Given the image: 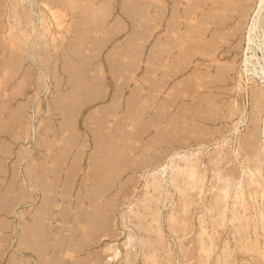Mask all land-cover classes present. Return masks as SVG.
<instances>
[{"label": "rangeland", "instance_id": "rangeland-1", "mask_svg": "<svg viewBox=\"0 0 264 264\" xmlns=\"http://www.w3.org/2000/svg\"><path fill=\"white\" fill-rule=\"evenodd\" d=\"M220 1L0 0V264H42L37 216L73 233L50 264H264V0Z\"/></svg>", "mask_w": 264, "mask_h": 264}, {"label": "bare ground", "instance_id": "bare-ground-1", "mask_svg": "<svg viewBox=\"0 0 264 264\" xmlns=\"http://www.w3.org/2000/svg\"><path fill=\"white\" fill-rule=\"evenodd\" d=\"M220 1V0H219ZM241 1V0H240ZM218 2V1H217ZM221 2V1H220ZM219 2V3H220ZM262 2V1H261ZM30 3V2H29ZM32 3V2H31ZM219 3H215V5H216V8L217 7H219L220 5H219ZM260 3V2H259ZM221 5H222V3H220ZM245 4L247 5V3H246V0H245ZM214 5V4H213ZM215 7V6H214ZM212 8V7H211ZM247 8H250V7H247ZM247 8H246V6L244 7L243 6V9L246 11V12H244V13H246L247 14V11L249 10H247ZM226 18V17H225ZM234 19V18H233ZM219 20V19H218ZM228 20V19H227ZM221 21V20H220ZM223 22V21H222ZM227 24V23H226ZM242 26V25H241ZM239 29V28H238ZM240 31V30H239ZM251 31V30H250ZM220 33V32H219ZM84 34V33H83ZM16 40V39H15ZM217 40V39H216ZM14 41V40H13ZM252 41V40H251ZM17 43V42H16ZM15 43V44H16ZM216 43V42H215ZM203 45V44H202ZM7 46V45H6ZM14 46V45H13ZM47 48V47H46ZM201 50V49H200ZM58 52V51H57ZM6 53V52H5ZM55 54V53H54ZM59 57V56H58ZM52 59V58H51ZM54 61V60H53ZM72 61V60H71ZM56 63H57V61H55ZM54 62V63H55ZM50 63H51V60H50ZM75 65V64H74ZM219 67V66H218ZM71 72V71H70ZM79 76V75H78ZM75 78V77H74ZM10 79V78H9ZM82 79V78H81ZM71 80V79H70ZM77 84V83H76ZM202 86V85H201ZM194 88V87H193ZM218 88V87H217ZM259 89H260V87H258ZM81 91V90H80ZM261 91H263V90H261ZM264 92V91H263ZM75 93V92H74ZM139 93V92H138ZM174 93V92H173ZM176 93V92H175ZM257 93H258V90L256 89V88H254L253 89V92H252V101L255 103L256 102V99H258V96H257ZM15 94V93H14ZM151 94V93H150ZM54 95V94H53ZM59 95H60V93H59ZM264 95V94H263ZM16 96V95H15ZM135 96V95H134ZM138 96H139V94H138ZM137 96V98H139ZM120 97V96H119ZM136 98V97H135ZM209 97H207V99H208ZM67 99V98H66ZM85 100V99H84ZM202 100V99H201ZM54 101H56V100H54ZM173 102V101H172ZM200 102V101H199ZM202 102V101H201ZM74 103V102H73ZM72 103V104H73ZM195 103H197V102H195ZM259 103H260V101H259ZM69 104V103H68ZM139 104V103H138ZM231 104V103H230ZM260 104H262V103H260ZM64 105V104H63ZM144 105V104H143ZM173 106V105H172ZM201 106V105H200ZM256 106V105H255ZM82 107V106H81ZM159 107V106H158ZM258 107V106H257ZM161 108V107H160ZM168 109V108H167ZM166 110V109H165ZM74 112H76V111H74ZM162 112H163V110H162ZM53 113V112H52ZM158 114V113H157ZM163 114H166V113H163ZM159 115V114H158ZM157 115V116H158ZM147 116V115H146ZM153 116V115H152ZM151 116V118H153ZM162 116V115H161ZM10 117V116H9ZM94 117V116H93ZM108 117V116H107ZM155 117V116H154ZM257 117V116H256ZM154 119H158V118H154ZM151 120H153V119H151ZM148 121V120H147ZM90 122V121H89ZM157 122V121H156ZM160 122V121H159ZM174 122V121H173ZM194 122V121H193ZM53 123V122H52ZM88 123V122H87ZM61 124V123H60ZM146 124V126H147V123H145ZM64 125V124H63ZM97 125V124H96ZM142 125V124H141ZM71 126V125H70ZM140 126V125H139ZM117 127V126H116ZM145 128V127H144ZM75 129V128H74ZM116 129V128H115ZM139 129H143V128H139ZM149 129V128H148ZM147 129V130H148ZM6 131V130H5ZM117 131V130H116ZM171 131H173V130H171ZM54 132V131H53ZM137 132V131H136ZM138 132H140V130L138 131ZM137 132V133H138ZM254 132V131H253ZM92 133V132H91ZM98 133V132H97ZM97 133L96 134H94V135H97ZM116 133V132H115ZM135 133V132H134ZM157 133V132H156ZM168 133V132H167ZM180 133V132H179ZM47 134H48V132H47ZM79 134V133H78ZM83 134V133H82ZM112 134V133H111ZM117 134V133H116ZM132 134V133H131ZM136 134V133H135ZM88 135V134H87ZM113 135H115L114 133H113ZM137 135V134H136ZM157 135V134H156ZM162 135V134H161ZM200 135V134H199ZM255 135H257V133L255 132ZM107 136V135H106ZM79 137V136H78ZM110 137V136H109ZM112 137V136H111ZM177 137V136H176ZM112 138H115V137H112ZM110 139V141H111V138H109ZM197 139V138H196ZM44 140H45V138H44ZM63 140V139H62ZM148 140V139H147ZM177 140H178V138H177ZM194 140V139H193ZM256 140V139H255ZM157 141V140H156ZM186 141V140H185ZM199 141V140H198ZM204 141V140H203ZM149 142V141H148ZM166 142V141H165ZM180 142V141H179ZM196 142H197V140H196ZM204 142H206V141H204ZM147 143V142H146ZM163 143V142H162ZM249 143V142H248ZM173 144V143H172ZM195 144V143H194ZM112 145V144H111ZM145 145V144H144ZM156 145V144H155ZM169 145V144H168ZM181 145V144H180ZM204 145V144H203ZM246 145H248V144H246ZM2 146V145H1ZM170 146V148H173L171 145H169ZM253 146V145H252ZM181 147V146H180ZM101 148V147H100ZM64 150V149H63ZM130 150V149H129ZM106 151V150H105ZM118 151V150H117ZM120 151V150H119ZM160 151V150H159ZM171 151V150H170ZM166 152V151H165ZM182 152V151H181ZM240 152V151H239ZM238 152V153H239ZM64 153H66V152H64ZM71 153V152H70ZM93 153V152H92ZM177 153V152H176ZM237 153V154H238ZM159 154H161V156H162V153H159ZM159 154H156L154 157L155 158H157L156 156L157 155H159ZM171 154V153H170ZM56 156H58L59 154L57 153V154H55ZM78 155V154H77ZM113 155V154H112ZM115 155V154H114ZM165 155V154H164ZM163 155V156H164ZM185 155V154H184ZM186 155H187V153H186ZM195 155H197V154H195ZM263 155V154H262ZM54 156V155H53ZM80 156V155H79ZM99 156V155H98ZM116 156H118V155H116ZM147 156V155H146ZM160 156V155H159ZM158 156V157H159ZM160 156V157H161ZM166 156V155H165ZM194 156V155H193ZM258 156V155H257ZM264 156V155H263ZM60 157H63L64 158V156L63 155H61L60 154ZM120 157H122V156H120ZM124 157V156H123ZM151 157H153V156H151ZM150 157V158H151ZM194 157H196V156H194ZM193 157V158H194ZM45 158H49V157H45ZM56 157H54V159H55ZM110 158H111V156H110ZM144 158H145V156H144ZM149 158V159H150ZM165 158V157H164ZM163 158V159H164ZM167 158V157H166ZM171 158V157H170ZM192 158V159H193ZM65 159V158H64ZM109 159V158H108ZM107 159V161H109ZM113 159V158H112ZM115 159H117V158H115ZM120 158H118V160H119ZM129 159V158H128ZM149 159H147V157H146V160H148V162H150L151 160V162H153V163H155L154 161L155 160H153V159H150V161H149ZM172 159V158H171ZM187 159H188V157H187ZM33 160V159H32ZM56 160V159H55ZM66 160V159H65ZM76 160H78V159H76ZM75 160V161H76ZM120 160H123V159H120ZM125 160V159H124ZM141 160H143V158H141ZM145 159L143 160L144 162H145V164H148V162L146 161ZM258 160V159H257ZM45 161H46V159H45ZM57 161H59L60 162V160H57ZM116 161V160H115ZM131 161V160H130ZM134 161V160H133ZM157 161V160H156ZM162 161V160H161ZM261 161H263V160H261ZM43 162V161H42ZM78 162H80L79 160H78ZM101 162V161H100ZM112 162H114V161H112ZM117 162V161H116ZM144 162H143V164H140L138 161H137V163H139V165H141V167H142V165H144V166H146L145 164H144ZM150 162V163H151ZM264 162V161H263ZM47 163V162H46ZM53 163V162H52ZM95 163V162H94ZM104 163H106V161H104ZM102 164V165H99V163H98V165L99 166H102L103 167V165L105 166V164ZM108 163V162H107ZM119 163H120V161H119ZM158 163V162H157ZM163 163V162H162ZM57 164V163H56ZM54 165V166H59L60 164H57V165ZM64 164V163H63ZM115 164V163H114ZM183 164V163H182ZM77 165V164H76ZM108 165V164H107ZM112 165V164H111ZM137 165V164H136ZM149 166H150V164H148ZM155 165V164H154ZM201 165V164H200ZM44 166H46V165H44ZM109 166V165H108ZM116 166L117 165H115V168H114V170L116 169ZM47 167V166H46ZM45 167V168H46ZM72 167H74L73 165H72ZM72 167H71V169H72ZM76 167V166H75ZM74 167V168H75ZM101 167V168H102ZM112 167V166H111ZM135 167H137V166H134V168ZM151 167V166H150ZM183 167V166H182ZM48 168V167H47ZM46 168V169H47ZM73 168V169H74ZM76 168H78V167H76ZM139 168V167H138ZM144 168V167H143ZM149 168V167H148ZM104 169H105V167H104ZM109 172H110V168L108 169V168H106ZM137 169V168H136ZM141 169V168H140ZM139 169V170H140ZM166 169V168H165ZM244 169V168H243ZM257 169H259V168H257ZM49 170V169H48ZM53 170V169H52ZM54 170H55V168H54ZM80 170V169H79ZM79 170H77L76 169V171H78L79 172ZM85 170V169H84ZM97 170V169H96ZM113 170V169H112ZM139 170H138V172H139ZM149 170V169H148ZM151 170H152V168H151ZM245 170V169H244ZM41 171V170H40ZM39 171V172H40ZM44 171V170H43ZM60 171H61V169H60ZM73 171V170H72ZM102 171H103V169H102ZM137 171V170H136ZM243 171V170H242ZM42 172V171H41ZM51 172V171H50ZM68 172V171H67ZM74 172V171H73ZM73 172H71L72 174H73ZM100 172V171H99ZM105 172H107V171H105ZM135 172V171H134ZM148 172V171H147ZM21 173H23V172H21ZM43 173L44 172H42L41 174H40V176H35L34 177V173L32 174V181L31 182H34L33 184H36V183H40L43 179H42V177H44V175H43ZM45 173H47V172H45ZM54 173H56V175L55 174H53V176H54V179L56 178L55 176H57V172H54ZM69 173V172H68ZM98 173V172H97ZM102 173V174H101ZM100 174L103 176V172H101ZM205 173V172H204ZM50 174V173H49ZM76 174V173H75ZM88 174V173H87ZM94 174V173H93ZM96 174V173H95ZM114 174V173H113ZM117 174H118V172H117ZM201 174V173H200ZM199 174V175H200ZM36 175V174H35ZM111 175V174H110ZM144 175V174H143ZM159 175V174H158ZM171 175V174H170ZM206 175V174H205ZM47 176V175H46ZM61 176V175H60ZM66 176V175H65ZM68 176V175H67ZM102 176H100V175H98V177H102ZM109 176V175H108ZM224 176V175H223ZM240 176V175H239ZM242 176V175H241ZM21 177V176H20ZM24 177V176H23ZM26 177H27V179L29 180H31V173L30 172H27V174H26ZM49 177V176H48ZM58 177V176H57ZM97 177V176H96ZM113 177H115V176H113ZM116 177H118V176H116ZM141 177V176H140ZM182 177V176H181ZM200 177V176H199ZM259 177V176H258ZM60 178V177H59ZM93 178H95V176H93ZM106 177H103V179H105ZM110 178V177H109ZM227 178V177H226ZM16 179V178H15ZM21 179V178H20ZM46 179V178H45ZM49 179V178H48ZM56 179H58V178H56ZM67 179V178H66ZM65 177H64V183H65ZM71 179V178H70ZM96 179V178H95ZM94 179V180H95ZM102 179V180H103ZM116 179H120V178H116ZM131 179H133V178H131ZM151 179V178H150ZM198 179V178H197ZM240 179V178H239ZM255 179V178H254ZM47 180V179H46ZM51 180V179H50ZM76 180V179H75ZM97 180V179H96ZM98 180H99V178H98ZM97 180V181H98ZM101 180V181H102ZM105 180H108V179H105ZM114 180H115V178H114ZM113 180V181H114ZM222 180H224V179H222ZM17 181V180H16ZM16 181H15V183H16ZM21 181V180H20ZM23 181H25V179L23 180ZM44 181V180H43ZM42 181V182H43ZM59 181V180H58ZM58 181H56V182H58ZM72 181V180H71ZM71 181H70V183H71ZM97 181H93V182H91V183H96ZM104 181V180H103ZM103 181L102 182H100V180H99V182L100 183H103ZM127 181H129L128 179H127ZM133 181V180H132ZM227 181H228V179H227ZM241 181V180H240ZM239 181V182H240ZM46 181H44V183H45ZM52 182V181H51ZM68 183H69V181H67ZM74 182V181H73ZM98 182V183H99ZM109 182H110V184L112 185V183H111V180H109ZM123 182H125V181H123ZM223 182V181H222ZM25 183V182H24ZM70 183H69V185H70ZM126 183V182H125ZM131 183V182H130ZM227 183V182H226ZM229 183V182H228ZM260 183V182H259ZM263 183V182H262ZM23 184V183H22ZM32 184V185H33ZM51 184V183H50ZM52 184H54V185H56L57 183H55V180L53 181V183ZM73 184V183H72ZM85 184V183H84ZM127 184H129V182L127 183ZM126 184V185H127ZM139 184V183H138ZM243 184V183H242ZM264 184V183H263ZM19 185V184H18ZM30 185V184H29ZM40 185V184H39ZM59 185V184H58ZM68 185V186H69ZM82 185V184H81ZM99 185V184H98ZM105 184L103 183V188L106 186H104ZM109 185V184H108ZM114 185H116V183L114 184ZM228 185V184H227ZM262 185V184H261ZM46 186H47V184H46ZM52 186V185H51ZM57 186V185H56ZM62 186H64L65 187V185H62ZM67 186V187H68ZM85 186V185H84ZM92 186H96L97 187V185L95 184H92ZM100 186H101V184H100ZM122 186V185H121ZM120 186V187H121ZM123 186H125V185H123ZM132 186V185H131ZM225 186V185H224ZM26 187V186H25ZM42 187V186H41ZM71 187H72V185H71ZM86 187H87V184H86ZM95 187V188H96ZM98 188L97 187V189L99 190V189H101V190H99V191H101L102 192V190H103V188ZM107 187V186H106ZM105 187V188H106ZM116 187V186H115ZM128 187V186H127ZM163 187V186H162ZM227 187V186H226ZM231 187V186H230ZM18 188H19V186H18ZM38 188V187H37ZM51 188H53L54 189V187H51ZM50 188V191L51 190H53V189H51ZM89 188H91V187H89ZM95 188H93V189H95ZM108 188V187H107ZM113 188V187H112ZM229 188V187H228ZM29 189V188H28ZM38 189H40V188H38ZM56 189H57V187H56ZM67 189H69V188H67ZM71 189V188H70ZM87 189V188H86ZM92 189V190H93ZM109 189H111V188H109ZM237 189H238V187H237ZM24 190V189H23ZM33 190V189H32ZM40 190H42V188L40 189ZM91 190V191H92ZM123 190V189H122ZM138 190V189H137ZM143 190V189H142ZM152 190V189H151ZM228 190V189H227ZM19 191H20V189H19ZM30 191V190H29ZM28 191V192H29ZM43 191V190H42ZM46 191V190H45ZM49 191V192H50ZM78 191H79V189H78ZM103 191H107V190H103ZM124 191V190H123ZM126 191V190H125ZM224 191V190H223ZM226 191V190H225ZM34 192V191H33ZM39 192V191H38ZM48 192V193H49ZM53 192H55V194L53 193V195L55 196L56 195V191L55 190H53ZM67 192V191H66ZM65 192V193H66ZM71 192V191H70ZM73 192V191H72ZM87 192V191H86ZM88 192H90V191H88ZM87 192V193H88ZM93 192V191H92ZM100 192V193H101ZM122 192V191H121ZM162 192V191H161ZM227 192V191H226ZM31 193V192H30ZM47 193V192H46ZM99 193V192H98ZM126 193H127V191H126ZM128 193H129V191H128ZM135 193V192H134ZM133 193V194H134ZM158 193V192H157ZM240 193V192H239ZM20 194V193H19ZM18 193H17V200H21V197H20V195H19ZM39 194V193H38ZM41 194V193H40ZM52 194V193H51ZM51 194H49L48 196H50ZM70 194V193H69ZM93 194V193H92ZM118 193H116V195H117ZM163 194V193H162ZM79 195V194H78ZM77 195V196H78ZM91 195V194H90ZM94 195V194H93ZM188 195V194H187ZM241 195V194H240ZM71 196V195H70ZM87 196H88V194H87ZM92 196V195H91ZM100 196H102V195H100ZM114 196H115V194H114ZM113 196V197H114ZM119 196V195H118ZM189 196V195H188ZM64 198H65V196H63ZM81 197V196H80ZM79 197V198H80ZM84 197H85V195H84ZM93 197V196H92ZM95 197H97V196H95ZM113 197H111L112 199H115V198H113ZM55 198V197H54ZM79 198H78V200H79ZM87 197H85V199H86ZM90 199H91V197H89ZM94 198V197H93ZM99 198V197H98ZM101 198H103V197H101ZM118 197H116V199H117ZM129 198H131V197H129ZM245 198V197H244ZM29 199V198H28ZM43 199V198H42ZM49 199H52V198H48V200ZM66 199V198H65ZM89 199V200H90ZM104 199V198H103ZM105 199H106V197H105ZM188 199V198H187ZM118 200V199H117ZM24 201V200H23ZM47 201V200H46ZM51 201H53V199L51 200ZM55 201V200H54ZM99 201V200H98ZM98 201H96V202H98ZM103 201V200H102ZM116 201V200H115ZM187 201V200H186ZM246 201V200H245ZM17 202V201H16ZM27 202V201H26ZM43 202V201H42ZM72 202V201H71ZM80 202V201H79ZM87 202V201H86ZM94 202V201H93ZM95 202V203H96ZM100 202V201H99ZM98 202V203H99ZM111 201L109 200V201H107V203H110ZM130 202V201H129ZM240 202V201H239ZM20 203H22V202H20ZM19 203V204H20ZM58 203V202H57ZM100 203H102V202H100ZM111 203H113V202H111ZM126 203V202H125ZM244 203V202H243ZM246 203V202H245ZM42 204V203H41ZM52 204L54 205V202H52ZM56 204V203H55ZM72 204V203H71ZM93 204V203H92ZM91 203H90V205H92ZM103 204H104V202H103ZM118 204V203H117ZM190 204V203H189ZM43 206H44V204H42ZM78 205V204H77ZM98 205L99 204H97V207H96V204L94 205L95 207V209L93 210V212H91L90 213V218H88V223L89 224H91V226L90 227H93V229H94V231H99V230H101V232H102V230H103V228L105 227V225H106V223L108 222V221H110L111 220V213H110V211L109 210H111V209H109V208H106V205L105 206H102L103 208H101V207H98ZM111 205V207H112V204H110ZM129 205V204H128ZM133 205V204H132ZM35 206V205H34ZM118 206V205H117ZM221 206V205H220ZM42 207V206H41ZM45 207V206H44ZM64 207V206H63ZM76 207V206H75ZM78 207V206H77ZM185 207V206H184ZM48 208H50V207H48ZM53 208V207H52ZM115 208V207H114ZM221 208V207H220ZM90 209V208H89ZM89 209H88V212H89ZM41 210V209H40ZM53 210V209H52ZM63 210V209H62ZM69 210V209H68ZM73 210V209H72ZM31 211V210H30ZM47 211V210H46ZM49 211V210H48ZM53 211H55V210H53ZM79 211H80V209H79ZM78 212V211H77ZM81 212H82V210H81ZM80 212V213H81ZM85 212V211H84ZM84 212H82V213H84ZM116 211L114 210V212L113 213H115ZM28 213L30 214V212L28 211ZM39 213V212H38ZM59 213V212H58ZM62 214H63V212H61ZM72 213V212H71ZM79 213V212H78ZM86 213V212H85ZM110 213V214H109ZM112 213V214H113ZM189 213V212H188ZM22 214V213H21ZM41 214V213H40ZM55 214H56V212H55ZM61 214V215H62ZM67 214H69V213H67ZM28 215V214H27ZM60 215V214H59ZM70 215V214H69ZM83 215V214H82ZM111 215V216H110ZM129 215V214H128ZM179 215H181V214H179ZM245 215V214H244ZM19 216V215H18ZM45 216V215H44ZM76 216V215H75ZM74 216V217H75ZM80 216V215H79ZM89 216V215H88ZM190 216V215H189ZM28 217H29V215H28ZM56 217H58V216H56ZM112 217H114V216H112ZM186 217V216H185ZM33 218V217H32ZM45 218H49V216H45ZM62 218V217H61ZM82 218V217H81ZM115 218V217H114ZM189 218V217H188ZM68 219H71V218H67V220ZM83 219V218H82ZM113 219V218H112ZM29 220V219H28ZM44 219H43V216H37L36 217V219H34L33 220V222H35V223H32V222H27L26 224H24V226L22 227V230H20V250L22 251V252H25V249L26 248H30L31 250L30 251H32L33 253L35 252V253H37V254H39V255H41V263L42 264H50V263H52L51 261H58V260H60V258H59V256H58V253H60V249H63V247L62 248H58V246H57V244H59V243H62V242H64L65 240H68L70 237H72V239L71 240H73V233H72V235L70 234V236H67V237H64V235H63V233L62 234H59V235H55V237H52V239H53V241L51 242L50 240H49V233L48 232H50V234H51V231H50V229H49V227H48V225L43 221ZM48 220V219H47ZM65 221H66V223H67V220H66V218L64 219ZM64 221V222H65ZM79 221H80V219H79ZM116 221V220H115ZM122 221V220H121ZM174 221V220H173ZM111 222V221H110ZM109 222V223H110ZM113 222V221H112ZM111 222V223H112ZM125 222V221H124ZM175 222V221H174ZM57 223V222H56ZM63 223V222H62ZM82 223H83V221H82ZM86 223V222H85ZM88 223H86L87 225H89ZM127 223V222H126ZM51 224H52V222H51ZM59 224V223H58ZM75 224H77L76 222H75ZM119 224V223H118ZM158 224V223H157ZM176 224V223H175ZM179 224V223H178ZM183 224V223H182ZM22 225V224H21ZM60 225V224H59ZM114 225H117V224H114ZM113 225V226H114ZM174 225V224H173ZM52 226V225H51ZM54 226V225H53ZM73 226H75V225H73ZM120 226V225H119ZM122 226V225H121ZM163 226V225H162ZM176 226V225H175ZM180 226V225H179ZM190 226V225H189ZM29 227V228H28ZM66 228V227H65ZM80 228V227H79ZM86 228V227H85ZM122 228V227H121ZM127 228H129L128 226H127ZM105 229V228H104ZM192 229V228H191ZM205 229V228H204ZM18 230V229H17ZM79 230V229H78ZM77 230V231H78ZM108 230H109V228H108ZM216 230V229H215ZM56 231H58L57 229H56ZM55 231V232H56ZM61 231V230H60ZM69 231H71L70 229H69ZM75 231V230H74ZM107 231V230H106ZM110 231V230H109ZM191 231V230H190ZM217 231V230H216ZM104 232V231H103ZM102 232V233H103ZM46 233H48V235H46ZM57 233V232H56ZM76 233V232H75ZM97 233V232H96ZM95 233V235H97ZM101 233V234H102ZM106 233V232H105ZM116 233V232H115ZM122 233V232H121ZM55 234V233H54ZM89 234H91V233H88L87 235H89ZM94 234V233H93ZM92 234V235H93ZM100 234V233H99ZM100 234V235H101ZM122 234H124V233H122ZM157 234V233H156ZM159 234V233H158ZM207 234V233H206ZM111 235V234H110ZM116 235V234H115ZM202 235V234H201ZM203 235H204V233H203ZM91 236V235H90ZM103 236V235H102ZM114 236V235H113ZM7 237V236H6ZM93 237V236H92ZM115 237V236H114ZM89 238V237H88ZM99 237H97L96 239H98ZM112 238V237H111ZM155 238V237H154ZM158 238V237H157ZM86 239V238H85ZM92 238L90 237V240H91ZM119 239V238H118ZM80 240H84V239H80ZM87 240V239H86ZM102 240V239H101ZM108 240V239H107ZM110 240V239H109ZM112 240V239H111ZM151 240H153V239H151ZM156 240V239H155ZM201 241H202V238H201ZM66 242V241H65ZM68 242V241H67ZM87 242V241H86ZM96 242V241H95ZM100 242V241H99ZM156 242V241H155ZM203 242V241H202ZM206 242H207V240H206ZM78 243V242H77ZM76 243V244H77ZM83 242H81V244H82ZM91 242H89V244H90ZM106 243V242H105ZM164 243V242H163ZM162 243V244H163ZM63 244V243H62ZM69 244V243H68ZM84 244V243H83ZM89 244H88V246H89ZM204 244V243H203ZM61 245V244H60ZM85 245V244H84ZM87 245V244H86ZM85 245V246H86ZM107 245V244H106ZM156 245V244H155ZM205 246L207 245V243L206 244H204ZM64 246V245H63ZM68 246V245H67ZM76 246V245H75ZM90 246H94V245H91L90 244ZM119 246V245H118ZM64 247H66V244H65V246ZM77 247V246H76ZM121 247V246H120ZM202 247V246H201ZM74 248V247H73ZM80 248V247H79ZM81 248H82V246H81ZM86 248V247H85ZM204 248V247H203ZM213 248V247H212ZM77 249V248H76ZM84 249V248H83ZM201 249V248H200ZM91 250V249H90ZM93 250V249H92ZM115 250V249H114ZM160 250H162V249H160ZM209 250V249H208ZM206 251V250H205ZM29 252V251H28ZM66 252H67V250H66ZM74 252V251H73ZM84 252H85V249H84ZM203 252V251H202ZM17 253V252H16ZM32 253V254H33ZM94 253V252H93ZM171 253H173V252H171ZM66 255H68L67 253H65ZM64 254V255H65ZM90 254V253H89ZM205 254V253H204ZM34 255V254H33ZM42 255L44 256V257H42ZM81 255V254H80ZM79 255V256H80ZM84 255V254H83ZM87 255H88V253H87ZM168 255V254H167ZM186 255V254H185ZM213 255V254H212ZM35 256V255H34ZM45 256H47V258H45ZM89 256V255H88ZM91 256H93L92 254L90 255V257ZM130 256V255H129ZM18 257V256H17ZM37 257V256H36ZM121 257V256H120ZM171 257V256H170ZM208 257V256H207ZM211 257V256H210ZM72 258V257H71ZM83 258H84V256H83ZM172 258V257H171ZM170 258V259H171ZM66 259H68V258H66ZM70 259V258H69ZM116 259H117V257H116ZM147 259V258H146ZM166 259H168V258H166ZM24 260V259H23ZM28 260V259H27ZM64 260V259H63ZM87 260V259H86ZM155 261H156V259H154ZM172 260V259H171ZM78 261H83V260H79L78 259ZM85 261V260H84ZM89 261H90V263H91V260H90V258H88V264H89ZM170 261V260H169ZM204 261V260H203ZM215 261V260H214ZM19 262V261H18ZM67 262V261H66ZM73 262V261H72ZM86 262V261H85ZM98 262H99V260H98ZM166 262V261H165ZM172 262V261H171ZM208 262V261H207ZM39 263V262H38ZM59 263V262H58ZM84 263V262H83ZM95 263V262H94ZM155 263V262H154ZM170 263V262H169ZM215 263V262H214ZM19 264H21L20 262H19ZM60 264H62V263H60ZM66 264H68V263H66Z\"/></svg>", "mask_w": 264, "mask_h": 264}]
</instances>
